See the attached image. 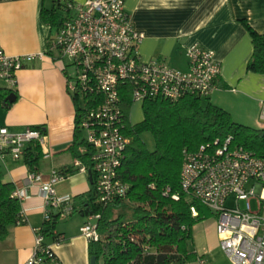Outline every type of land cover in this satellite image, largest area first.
Instances as JSON below:
<instances>
[{"label":"built area","instance_id":"built-area-1","mask_svg":"<svg viewBox=\"0 0 264 264\" xmlns=\"http://www.w3.org/2000/svg\"><path fill=\"white\" fill-rule=\"evenodd\" d=\"M64 2L65 17L49 40L48 53L54 60L67 62L63 67L66 90L82 105L79 125L91 151L89 171L99 201L107 204L127 191V185L118 176L129 143L122 132L125 118L120 87L129 85L132 103L155 99L176 103L188 96L205 100L215 89L220 64L214 52L197 44L185 49L184 70L169 66L161 58L142 60L137 48L143 33L133 28L124 10V0ZM20 66V57L9 56L0 46V83L7 89L14 86L15 72ZM259 121L264 124V104ZM32 140L43 143L44 135L38 128L14 133L0 126V160L9 157L21 161L25 146ZM74 164L79 171L88 172L78 159ZM60 179L62 176L56 172L48 179L28 173L26 181L36 186L45 207L44 225L32 229L31 255L16 264H60L51 246L44 242L45 226L53 220L50 208L57 209V218L77 211L69 195L56 194L54 185ZM249 182L254 185L247 190ZM180 188L217 216L219 246L233 264H264V156L233 144L231 136L215 139L192 152L183 150ZM12 195L20 204L25 199L24 192L16 187ZM252 198L256 200L255 210L250 205ZM229 200H245V208L228 205ZM191 212L196 215L193 207ZM98 217L86 216L80 228L89 243L100 238ZM25 222V214L20 210L16 225ZM54 238L56 242L61 240L60 235Z\"/></svg>","mask_w":264,"mask_h":264},{"label":"crops","instance_id":"crops-1","mask_svg":"<svg viewBox=\"0 0 264 264\" xmlns=\"http://www.w3.org/2000/svg\"><path fill=\"white\" fill-rule=\"evenodd\" d=\"M84 2L86 0H70ZM54 0H0V46L9 56L20 57L11 89L14 100L9 106L0 103V126L10 132L43 127L46 131L41 146L43 154L37 173L48 179L53 172L62 179L55 183L58 196L69 195L77 211L57 218L45 226L44 242L50 245L60 264H90L89 243L80 228L86 221L81 207L90 193L88 172L74 164L68 147L73 139L74 103L68 94L63 67L66 61L54 60L48 54V43L55 29L41 18L42 8ZM124 10L133 28L143 33L138 45L142 60L163 59L169 66L184 70L185 49L197 44L214 52L220 74L208 101L227 111L238 124L264 129L259 121L264 104V73L248 69L253 52L252 38L246 24L264 34V0H124ZM246 22V24L244 23ZM26 56H32L26 59ZM6 96V97H7ZM6 181L21 189L25 199L21 211L26 222L12 225L0 241V264L24 262L32 252V229L44 225V204L36 186L29 185V173L21 161L6 157L3 161ZM73 170L63 175L62 172ZM195 227V226H194ZM54 233L61 236L56 242ZM195 259L187 264H233L219 244L196 245ZM190 247V246H189Z\"/></svg>","mask_w":264,"mask_h":264},{"label":"trees","instance_id":"trees-1","mask_svg":"<svg viewBox=\"0 0 264 264\" xmlns=\"http://www.w3.org/2000/svg\"><path fill=\"white\" fill-rule=\"evenodd\" d=\"M65 4L64 0H54L51 7L42 8L41 18L51 29L56 30L62 23ZM246 27L253 45L247 67L264 73V34L255 32L248 24ZM10 92L0 88V103L3 102L5 107L9 106L5 98ZM119 95L125 118L122 132L129 138V143L118 176L127 185V191L123 197L102 204L93 182L90 184L88 200L80 211L85 216L99 215L97 231L100 238L89 243V256H95L97 264H187L196 257L189 247L193 240L192 228L211 212L180 188L183 150L192 152L215 139L231 136L233 144L264 156V129L238 124L224 109L208 99L194 96L176 103L145 100L141 103L142 121L129 124L128 112L132 105L129 85H122ZM72 99L74 129L68 150L89 171L91 151L79 125L82 105L76 96ZM36 128L43 135L46 133L43 127ZM143 132L152 135L153 150H148L142 141ZM41 157L38 141L27 143L22 162L29 172L37 173ZM72 172L68 169L62 173ZM14 189V184L5 179L0 160V241L7 236L9 227L16 224L21 210L20 202L12 195ZM191 207L196 210V215L192 214ZM49 231L47 228L44 233Z\"/></svg>","mask_w":264,"mask_h":264},{"label":"rangeland","instance_id":"rangeland-1","mask_svg":"<svg viewBox=\"0 0 264 264\" xmlns=\"http://www.w3.org/2000/svg\"><path fill=\"white\" fill-rule=\"evenodd\" d=\"M128 118L130 120V123L135 124L143 119V108L142 104L139 102H133L131 105V108L128 112ZM141 139L145 143L148 150L154 149V139L152 135L149 132H143L141 134ZM42 159V157H41ZM251 185H254V182H249L246 185V189L248 190ZM228 205L237 204L239 208L244 209L245 208V200H239L236 203H234L233 200H229L227 202ZM250 205L252 210L256 209V200L255 198L250 199ZM264 214V213H262ZM216 220L217 216L213 213H210V216L207 218L201 220L200 222L196 223L192 228V235L196 236V245H214L219 244L218 236L216 233ZM192 236V237H193ZM87 241V239H86ZM88 242V241H87ZM89 243V242H88ZM193 240L189 243L190 248L192 249Z\"/></svg>","mask_w":264,"mask_h":264},{"label":"water","instance_id":"water-1","mask_svg":"<svg viewBox=\"0 0 264 264\" xmlns=\"http://www.w3.org/2000/svg\"><path fill=\"white\" fill-rule=\"evenodd\" d=\"M6 101L11 102L14 100V96H12V94H10L9 96H7ZM88 180L90 182V184L92 183V174L91 171H88ZM90 264H97L96 263V257L95 256H91L89 259Z\"/></svg>","mask_w":264,"mask_h":264}]
</instances>
